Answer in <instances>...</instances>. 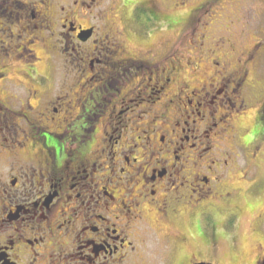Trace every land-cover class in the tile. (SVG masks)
I'll return each instance as SVG.
<instances>
[{"label": "flooded vegetation", "instance_id": "flooded-vegetation-1", "mask_svg": "<svg viewBox=\"0 0 264 264\" xmlns=\"http://www.w3.org/2000/svg\"><path fill=\"white\" fill-rule=\"evenodd\" d=\"M103 3L0 0V31L5 35L0 40L2 63L26 53V45L39 43L50 53L64 55L72 50L70 60L78 71L99 79L87 90L81 85L80 91L74 92L76 97L67 101H62L66 95L49 98L38 92L35 99L42 103L41 115L52 113L48 126L39 119L32 121L23 111L18 112L17 106L0 99V123L7 124L4 128L12 132L17 130V121L13 119L8 125L7 115L25 117L32 126L24 141L31 139L37 151L22 172L14 167L6 179L0 175V264H146V254H150L146 215L154 214L163 226L164 221L172 222L173 216L182 213V202L191 210L200 207L199 219L211 214L218 221L212 232L201 233L210 241L209 251H194L188 264H264L262 242L252 262L220 261L223 251L218 233L231 231L218 229V223L232 220L236 227L240 211L231 202L236 189H230L224 180L229 177L228 160L222 162L207 146L199 149L202 143H198L206 145L213 132L225 134L228 126L219 130L212 112L207 115L203 111L212 108L222 92H229L227 100L232 107L242 103L238 90L247 81L248 72L233 71L227 77L224 66L210 83L192 88L189 80L178 81L179 66L168 69L161 62L152 65L143 52L133 56L121 27L94 23L106 20ZM141 7L148 14L155 10L136 3L128 12L127 22L132 24L130 32L143 40L145 32L135 28L133 14ZM15 48H19L18 54ZM34 49L26 55L38 59ZM32 67L30 76L38 74ZM49 80L42 82L43 88H50ZM231 83L234 87L228 90ZM167 89L171 96L161 99L160 94ZM149 94L158 95V108L145 105L134 111L133 105L152 103L151 95L144 97ZM19 103L21 108L27 106L25 101ZM63 105L66 108L62 111ZM198 118L207 122L206 129L197 126ZM259 119L264 120V107ZM4 128L2 125L0 131ZM12 139L25 146L22 140ZM210 153L200 165L199 158ZM263 181L259 180L258 190ZM196 195L197 205L189 203ZM206 195L211 199L199 203ZM150 229L154 231L152 226ZM175 238L187 241L181 234ZM166 243L170 244L164 249L167 255L154 253L155 264L172 259L169 256L176 246L171 236Z\"/></svg>", "mask_w": 264, "mask_h": 264}, {"label": "rangeland", "instance_id": "rangeland-1", "mask_svg": "<svg viewBox=\"0 0 264 264\" xmlns=\"http://www.w3.org/2000/svg\"><path fill=\"white\" fill-rule=\"evenodd\" d=\"M136 3L155 8L150 10L149 14L142 7L133 13L135 28L145 32L143 40L130 32L132 24L127 22L128 12L131 13L130 10ZM101 7L107 14L106 20L94 23L100 27L103 23L121 27L125 31L123 37L133 56L143 52L152 65L161 62L168 66V69L172 65L179 66L176 74L178 81L185 78L189 80L192 88L210 83L211 77L217 74V70H223L224 66L228 69L225 73L227 77L231 76L230 73L233 71L248 72L247 81L243 82L238 90L240 98L242 96V103L234 100V103H237L232 107L231 102L227 100L229 92L226 94L222 92L214 99L212 108L203 111L207 115L212 112L213 121H219V130L228 126L225 134L214 135L213 132L206 145L202 141L198 143H202L199 149L203 145L207 146L210 148L209 152L220 155L222 162L228 160L229 177L224 180L231 186L230 189H236V195L231 200L234 208L237 206L240 211L236 227L232 220L218 223V229L231 231V234L221 230L219 231L221 234L218 233L222 241L220 251H223L220 261L224 263L233 260L254 261L260 247L259 243H264V181L262 188L258 190L259 180L264 179V120L259 119L264 107V0H104ZM5 27L2 22V29ZM4 39L5 35L0 31V40ZM26 46L27 54L31 53L30 49H37L35 53L37 52L38 59H34L33 56L29 58L26 53L20 55L19 48H15L18 54L16 58L10 57L6 63L0 60V75L5 71V74L0 76V99L17 106L15 109L26 113L32 121L39 119L48 126L51 122L47 119L52 113L41 115L42 103L38 104L39 101L35 99L39 95L38 92L49 98L66 95L62 101H67L76 97L74 92H79L81 85L87 90L97 84L99 79L95 81L91 73L78 71L77 64L70 60L74 57L72 50L60 55L57 52H47L39 43L35 47ZM217 62L220 64L217 65ZM2 64H7V68L1 67ZM32 66L38 74L33 73V76H30L32 72L29 68ZM81 68L83 66L80 63ZM237 74L236 78L239 77ZM84 75H87L86 78ZM46 78L50 79L46 81L50 84L49 89L42 87L44 84L42 82ZM230 86L228 90L234 87L232 83ZM168 94V89L163 91L160 94L161 99L171 96ZM157 96L151 95L152 103L145 101L140 106L133 105L134 111L135 108H143L145 105L158 108L156 105L161 100L158 101ZM198 99L197 97L196 100ZM154 100L157 102L153 103ZM21 101H25L27 106L21 108L19 103ZM29 103L35 108H31ZM64 108L65 105L62 106V111ZM13 119L17 121L18 127L12 132L4 128L7 124L0 123V127L3 125L4 128L2 132L0 131V151L2 150L0 175L4 179L14 167L22 172L28 167L26 163L32 160L37 152L31 146V139L24 141L25 134L32 125L26 122L23 116L16 118L7 115L8 125L13 123ZM202 121L198 118L197 126L203 130L207 128L204 125L207 122ZM4 136L8 140L5 141ZM12 138L22 140L20 142L25 146L17 145ZM241 144L243 147H238ZM260 149L261 155H255ZM211 153L199 158L200 165ZM196 197L199 196L190 198L189 203L197 205ZM209 199L210 196L206 195L199 203H206ZM185 203L182 202V213L173 216L172 222L164 221L163 226L155 220L154 214L146 215L144 225L146 232L150 231L149 236L146 235L147 243L150 245L147 251L150 254H146V264H155L152 256L154 253L157 255L164 252L170 246L166 243L170 236L176 249L174 254L169 256L172 259L166 260L165 264H188L194 251L203 254L209 251L210 241L203 238L201 233L212 232L218 221L211 214L203 215L199 219L197 214L200 213V207L194 206L191 210ZM227 204L230 205V201H227ZM151 226L154 231L150 229ZM176 234L183 235L187 241L184 238V241L179 242L175 238ZM164 253L167 255V251Z\"/></svg>", "mask_w": 264, "mask_h": 264}]
</instances>
